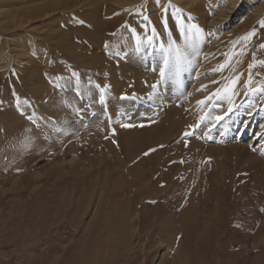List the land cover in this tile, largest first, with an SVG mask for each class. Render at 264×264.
<instances>
[{
	"label": "rangeland",
	"instance_id": "1",
	"mask_svg": "<svg viewBox=\"0 0 264 264\" xmlns=\"http://www.w3.org/2000/svg\"><path fill=\"white\" fill-rule=\"evenodd\" d=\"M16 1L0 0V11L10 12ZM142 1L145 10L140 19L153 17L161 27L172 24L166 32L178 38L200 27L184 22L194 9V4L185 2L199 1L204 7L212 2L213 15L202 28L205 44L196 46L199 53L179 48L172 58L164 42L151 31L137 39L145 51L140 57L113 56L91 64L82 61L77 66L70 59L51 57L48 49L33 39L47 24L58 27V19L34 25L29 32L0 33V84L6 82L7 93L5 111L0 109L6 119L0 125V264H22L23 255L18 253L35 250L46 236L53 235L64 246L69 245L86 231L111 181L140 157L147 159L145 165H138L148 173L144 185L151 183V156L162 165L165 191L159 206L149 200L134 206L128 230L131 234L144 231L150 239L132 249L124 264H169L175 255L173 243L160 236V230L173 234L172 239L180 237L185 255L191 256L199 238L193 230L198 223L210 226L212 232L202 249L204 264H241L234 257L236 253L245 258V264H254L256 255H264V145L257 152L251 138L245 136L253 125L264 134V69L247 77L250 65L244 62L241 69L246 70L237 88L225 90L223 86L227 71L235 65V59H227L240 50L238 45L250 37L249 31H256L254 28L264 22V0H161L154 8L148 6L150 0ZM232 3L240 10L227 26L229 18L225 23L220 19L226 18L224 9ZM213 21L217 23L212 28ZM247 21L253 23L242 33ZM210 28L216 32L209 33ZM112 36L109 31L108 37ZM209 49H214L213 56H207ZM21 50L29 54L19 57ZM3 52L9 55L3 56ZM36 52L40 54L36 56ZM222 66L227 67L224 72ZM228 94L232 101L225 100ZM169 115L184 123L170 135L166 134ZM118 128L127 131L124 145L118 141ZM152 129L158 132L157 142L142 151L140 142L151 136ZM216 148L231 150L225 167L218 166L222 156ZM239 150L249 151L246 155L254 160L238 159ZM131 153L136 156L128 162L126 156ZM218 167L227 172L218 171ZM193 182L202 190L193 189ZM206 195L210 199L204 202ZM59 211L65 213L59 215ZM79 211L84 214L73 227L69 221ZM101 212L107 214L108 206ZM213 227L218 228L216 236ZM10 235H19V241L9 243ZM149 248L152 251L147 253Z\"/></svg>",
	"mask_w": 264,
	"mask_h": 264
},
{
	"label": "bare ground",
	"instance_id": "2",
	"mask_svg": "<svg viewBox=\"0 0 264 264\" xmlns=\"http://www.w3.org/2000/svg\"><path fill=\"white\" fill-rule=\"evenodd\" d=\"M183 1L185 0H179L180 3H183ZM160 2L161 0H150L148 6L154 8V6ZM222 2H224V0ZM141 3H143L142 0H29L28 2L25 0H17L15 3V8L10 12L7 13L5 10L0 11V33L11 35L15 32H29L34 25L41 23L47 24L50 21H54V19H58L59 21H61L58 27L47 24L45 27H42L44 32H41L42 34L37 33V35H35L33 39L38 44L42 45V47H46L48 49V54L51 57H61L70 59L74 61V65L77 66H79V63L82 61H91V64L97 63L99 61H105L108 59H114L113 56L118 57L119 59H134L135 57H140L141 55H144L145 51L141 49V46L139 45L137 39L140 38V36L142 37L141 34H143V36H146L147 33L150 35L151 31L152 36L157 37V39H160L164 42V46H167L168 49L167 54L172 58H176V52L177 50H179V48H181L180 50H193L191 51V53L193 52L192 54L199 53L196 46H204L205 44L202 36V28L204 27L205 22L210 19L213 15L214 5L212 2H210V5L206 7H204V3L196 4L195 2H185L191 6H193L194 4V9L187 13V17L186 19H184V22L186 24L198 25L200 27H198V30L196 31H193L191 29V31L193 32L188 31L186 35H181L179 38L176 37V35L172 34V32H166L167 29H171L172 24L170 25V28H168L167 26L161 27L160 24H158L156 19L153 17L149 20L140 19L142 17L140 16V13L143 12L144 14L145 10L144 7L142 8ZM232 6L233 3L227 6L226 9H224V17L226 18L220 19V21L225 23L227 21V18H229V23L227 24V26H229V24H232L235 21L232 20V18L235 16V14H238L237 12L240 10L236 9V6ZM123 11L126 12L124 13ZM141 23H143V27H141ZM211 23L213 24L210 26H212L213 28L214 24H216L217 22L213 21ZM251 23L253 22L247 21L243 23L244 25H242V28L240 27L241 30H243L242 33H246V30H249L250 25H252ZM147 27L148 30H146ZM223 27L225 28V24ZM240 28L238 27L233 29L239 30ZM139 29H141L142 31L139 32ZM254 29L256 31H249L250 37L243 40L242 43L238 45V47H240V50L238 52H232L233 54H231L227 59L231 61L235 59V65L232 70L227 71L226 73L227 81L223 82L225 90L234 89L239 83V81L242 79L246 70L244 68L241 69V66L244 62L250 65V68H247L245 72L247 77L249 75H254V73L259 68L264 69V47H262V45H264V24H260L258 25L257 29ZM161 30L163 31L161 32ZM109 31L114 33V36H112L111 38L108 37ZM155 31L157 32V35L155 34ZM212 32L215 33L216 30L211 29L209 33ZM17 39V42L25 43L24 39ZM89 45H92L93 47L91 50L89 49ZM212 50L210 51L209 49V52L211 54H209V52L207 51V56H213ZM226 52H228V50H226ZM28 54L29 51L26 53L25 51L23 52V50L17 52V55L19 57L26 56ZM39 54L40 53H37L36 56H38ZM2 55L7 56L9 55V53L3 52ZM225 56H223V58ZM231 61H227V63H230ZM222 62L223 60L221 61V63ZM227 65L229 66V64ZM221 69L224 72L227 67H225L224 69V67L222 66ZM0 87V109L5 111L4 109L6 107L7 93L6 82L4 80L1 82ZM220 91L223 92L222 90ZM247 93H249V91ZM225 96V100L232 101V97H230V95ZM172 117V115H169V118L167 116L168 122L166 126V134L168 135H170L174 129H180L181 125L184 124L182 123V121L175 122ZM3 122H6V119L4 113L0 112V125H2ZM222 125H224V123ZM256 127L258 126L253 125V129L248 130V132L246 131L247 134L245 136L248 135L247 137L251 138L250 144L253 143V145L256 146L254 150H256L257 152H261V147L262 145H264V134L263 130H260V128L258 130H255ZM262 127L264 128V125ZM126 128H128L129 130V127H125V129ZM117 130L118 141L119 143L124 145L127 142V129L123 130L122 128H118ZM129 132L135 136L138 134V132L134 129L129 130ZM149 133L151 134V136H148L146 140L140 142L142 144L141 146L144 147L142 151L147 150L148 148L155 145L157 142L155 140V137L158 132H153L152 129V131ZM137 143L138 142H136L135 144ZM214 151L222 156L221 159H219L218 166L223 167L225 165L224 163L228 162L227 155L229 154L228 152L231 153V150L227 151L224 148H216V150ZM164 152L162 154H168L167 150ZM246 154L242 152V150H239L238 157H236L238 159H240V156L245 157L246 161H249L250 159L254 160V157L250 158ZM135 156L136 154H133L130 157L126 156V160H128L129 162V160H133ZM156 158L157 157L155 156H151L149 158V160L154 163V167L151 173H149L151 182L150 184H145L146 186L144 185V179L148 177V173L143 171V168L139 169L138 165H145L147 159L144 157H140L139 161L135 163L134 166H131L130 169L122 171L113 179V181H111V186H109L106 191H104V196L103 198H101L102 200H100L101 204L99 206V209H97V214L95 215V217H93V220L87 224L86 231L84 233L75 238L67 246H64L61 243L62 241H57V238L53 235L46 236L47 240H45L41 244L39 243L38 247L35 250H30L27 253H25V251L24 254L17 252L19 257L23 255L22 264H121L126 261L132 249L136 250V248H138L142 242L144 243L147 237L148 239H150L148 233H145L144 231L138 234H131L128 230V225L130 221L128 220V217L130 216L131 212L135 210L134 206L137 205L138 202H141L143 200H149L156 206H159L161 195L165 191V180L163 182V173L162 169H160L162 165L160 162H158V158ZM205 166L206 165H204L203 169H206L208 164L206 167ZM232 166L233 165H231V167ZM219 170L222 169L219 168L218 171ZM223 170L222 173H224L225 171ZM194 185L195 187L193 186V189H195L196 187L200 189V187H198V184ZM134 187H137V189H134ZM201 190L202 189H200V191ZM93 191L94 188L91 187L90 192L92 194ZM128 191H130L129 194H127ZM192 195L195 196V192L192 193ZM198 195H200V192H198ZM64 196L65 195H63V197ZM61 197L62 196H60L59 198ZM63 197L62 199L64 200L65 197ZM70 198L71 197L65 199L69 200ZM136 199L137 201L135 202ZM209 199L210 195L205 198L204 202H207V200ZM106 206H108L109 212L103 215L101 210L103 211V207ZM194 207L195 206L193 205V208ZM62 209L64 210L63 206ZM64 211H59V215H61V212H63L64 214ZM197 211H199V209ZM194 213L198 215L197 212ZM82 214H84V212L79 211L78 213H76L75 216L71 217L70 221L67 220V222L69 221V224L74 227L76 224L79 223L80 218H82L81 216H83ZM66 217L69 218L68 216ZM58 218L60 220L59 216ZM204 225L205 223H198L196 226L197 228L194 227L196 229H193L195 232H197V234H199V238H196V252L194 254H191V256L185 255L184 244L180 237L172 239L173 236L171 235L173 234L167 231L160 230V232L162 233V235L160 236H164L165 238L168 237L171 243H173L172 246L174 248L173 251L175 255L172 257L169 264H204V258L202 257V249L204 248L205 244H207L209 237H211L210 235L212 234L210 226L208 228H204ZM147 226H145L144 229H147ZM217 233L218 228L213 227L214 236H216ZM19 237V235H10L8 242L16 243L19 241ZM135 239L138 242H134L136 241ZM134 243H137V247H135L136 245L134 246ZM21 249L22 248H20V252ZM17 251H19V248L17 249ZM146 251L147 253H150L152 251V248H149ZM59 252H61L62 254L57 255V253ZM234 257L241 264H245V258L240 253L234 254ZM253 261L254 264H264V255H256Z\"/></svg>",
	"mask_w": 264,
	"mask_h": 264
},
{
	"label": "snow or ice",
	"instance_id": "3",
	"mask_svg": "<svg viewBox=\"0 0 264 264\" xmlns=\"http://www.w3.org/2000/svg\"><path fill=\"white\" fill-rule=\"evenodd\" d=\"M262 24H264V22H262ZM262 47H264V45H262ZM219 119V118H218ZM186 135H190V133H186Z\"/></svg>",
	"mask_w": 264,
	"mask_h": 264
}]
</instances>
